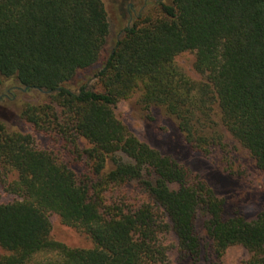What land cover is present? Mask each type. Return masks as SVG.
<instances>
[{
    "label": "trees",
    "instance_id": "trees-1",
    "mask_svg": "<svg viewBox=\"0 0 264 264\" xmlns=\"http://www.w3.org/2000/svg\"><path fill=\"white\" fill-rule=\"evenodd\" d=\"M154 8L95 75L102 90L73 91L66 84L96 66L108 43L103 1L0 0V82L48 92L50 101L26 105L21 119L55 142L40 149L32 134L0 124V165L16 174L4 189L17 197L0 204V264H170V233L192 264H223L234 246L250 254L242 264H264V209L251 222L225 217V200L207 181L141 142L115 113L141 88V102L164 107L186 143L201 148L220 141L208 136L216 104L222 125L264 172V0H159ZM185 52L196 53L203 82L177 69ZM133 181L148 203L123 190ZM52 214L93 246L54 240Z\"/></svg>",
    "mask_w": 264,
    "mask_h": 264
},
{
    "label": "rangeland",
    "instance_id": "rangeland-1",
    "mask_svg": "<svg viewBox=\"0 0 264 264\" xmlns=\"http://www.w3.org/2000/svg\"><path fill=\"white\" fill-rule=\"evenodd\" d=\"M110 23L108 43L99 63L92 69L79 72L66 84L73 91H78L85 84L96 90H102L95 75L106 62L113 47L120 40L126 29L133 26L138 18L155 11L159 0H102ZM171 2L172 0H164ZM150 13V14H151ZM154 15L156 13L154 12ZM195 52H185L175 58L177 69L190 80L201 83L204 78L194 64ZM142 90L138 88L127 99H123L115 108L116 116L141 141L164 155L171 156L179 163L188 167L193 174L207 181L218 197L225 200V217L235 214L243 215L246 220L254 221L264 209V172L260 170L250 152L238 141L234 140L222 125L219 108L214 104L211 112L212 122L209 123V135L220 137L219 140L209 138L201 148H193L184 139L177 120L164 107H146L141 102ZM50 101L46 91H25L13 79H2L0 82V124L11 133L32 134L40 149H53L54 140L45 133L37 132L26 121L21 113L26 105H40ZM81 145L89 147L87 142ZM82 170V167H78ZM16 179V174L0 165V204L16 200V196L5 191L4 186ZM131 201L138 204L148 203L149 199L138 182L133 181L123 187ZM52 223L51 237L72 248H90L92 240L83 232L65 226L56 214L50 216ZM207 217L199 213L196 220L197 233L203 246H209L206 230ZM164 242L168 246L170 264H192L184 259L178 248L176 237L170 233ZM3 251L0 248V254ZM249 252L234 246L227 250L223 264H242L249 258Z\"/></svg>",
    "mask_w": 264,
    "mask_h": 264
}]
</instances>
